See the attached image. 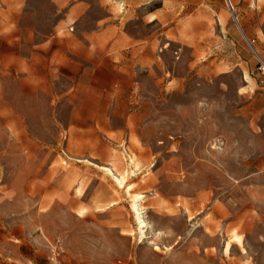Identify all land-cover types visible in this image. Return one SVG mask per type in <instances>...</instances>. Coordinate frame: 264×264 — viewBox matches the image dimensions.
<instances>
[{
  "label": "rangeland",
  "instance_id": "374dc122",
  "mask_svg": "<svg viewBox=\"0 0 264 264\" xmlns=\"http://www.w3.org/2000/svg\"><path fill=\"white\" fill-rule=\"evenodd\" d=\"M261 60L264 0H0V264H264Z\"/></svg>",
  "mask_w": 264,
  "mask_h": 264
},
{
  "label": "bare ground",
  "instance_id": "6f19581e",
  "mask_svg": "<svg viewBox=\"0 0 264 264\" xmlns=\"http://www.w3.org/2000/svg\"><path fill=\"white\" fill-rule=\"evenodd\" d=\"M135 161V160H134ZM133 161V162H134ZM132 162V163H133ZM132 165V164H131ZM135 166H136V164H134ZM123 173V172H122ZM121 173V174H122ZM120 178V179H119ZM118 178V181H122V182H126L127 181V175L124 173L123 175H121L120 177ZM133 201H134V205H135V207H136V210H137V213L140 215L141 214V210H142V206L143 205H141V204H139V199L138 198H136V197H134V199H133ZM144 207V206H143ZM146 225H147V223H146ZM237 239L239 240V241H241V239L240 238H238L237 237ZM231 246H232V241H229L228 243H227V246H226V250L227 251H229L230 250V248H231Z\"/></svg>",
  "mask_w": 264,
  "mask_h": 264
},
{
  "label": "built area",
  "instance_id": "2783aa9c",
  "mask_svg": "<svg viewBox=\"0 0 264 264\" xmlns=\"http://www.w3.org/2000/svg\"><path fill=\"white\" fill-rule=\"evenodd\" d=\"M260 63L264 73V61L261 60ZM262 83L264 85V78L262 79ZM51 264H63V262L59 259V253H55V255L52 257Z\"/></svg>",
  "mask_w": 264,
  "mask_h": 264
},
{
  "label": "water",
  "instance_id": "95a60500",
  "mask_svg": "<svg viewBox=\"0 0 264 264\" xmlns=\"http://www.w3.org/2000/svg\"><path fill=\"white\" fill-rule=\"evenodd\" d=\"M235 20H237V18L235 17Z\"/></svg>",
  "mask_w": 264,
  "mask_h": 264
}]
</instances>
